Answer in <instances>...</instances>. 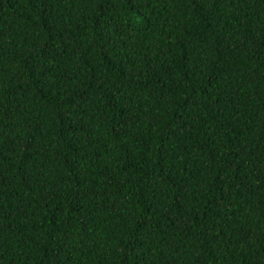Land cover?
Returning a JSON list of instances; mask_svg holds the SVG:
<instances>
[{"label": "trees", "instance_id": "trees-1", "mask_svg": "<svg viewBox=\"0 0 264 264\" xmlns=\"http://www.w3.org/2000/svg\"><path fill=\"white\" fill-rule=\"evenodd\" d=\"M0 264H264V0H0Z\"/></svg>", "mask_w": 264, "mask_h": 264}]
</instances>
